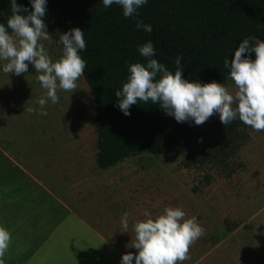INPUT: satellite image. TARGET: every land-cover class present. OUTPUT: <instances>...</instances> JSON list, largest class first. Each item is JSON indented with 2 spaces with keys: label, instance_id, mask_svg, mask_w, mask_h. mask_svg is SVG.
I'll list each match as a JSON object with an SVG mask.
<instances>
[{
  "label": "rangeland",
  "instance_id": "1",
  "mask_svg": "<svg viewBox=\"0 0 264 264\" xmlns=\"http://www.w3.org/2000/svg\"><path fill=\"white\" fill-rule=\"evenodd\" d=\"M41 43L53 60L61 56L51 36ZM36 75L31 65L19 76L0 71V224H12L13 212L25 207L20 213L29 219L25 227L7 229L4 264L22 262L24 238L40 219L30 209L48 211L42 201L51 191L81 212H128L132 224L145 212L156 216L165 207H180L185 219L196 217L204 229L181 264H264V131L249 127L250 140L237 161L241 169L231 178L213 167L183 168L175 153H143L102 170L96 165L95 104L83 76L75 89L58 90V103H46L42 116L36 101L44 90ZM226 86L235 92L231 80ZM218 120V114L210 116L198 131ZM78 189L91 196L88 203L73 197ZM11 199L16 206L7 205Z\"/></svg>",
  "mask_w": 264,
  "mask_h": 264
},
{
  "label": "trees",
  "instance_id": "2",
  "mask_svg": "<svg viewBox=\"0 0 264 264\" xmlns=\"http://www.w3.org/2000/svg\"><path fill=\"white\" fill-rule=\"evenodd\" d=\"M17 3L31 11L28 0ZM138 12L126 19L119 6L104 9L101 0H47L44 22L56 47L62 48L59 36L69 29L84 32L80 55L95 104L97 167L108 170L143 153H175L183 157V168L213 167L231 178L241 169L237 161L250 140L249 126L237 119L224 127L218 120L201 133L192 121L177 123L150 101H138L125 116L114 93L126 81L128 65L144 62L137 47L147 41L154 46L153 58L170 70L175 57H182V78L227 85L225 58L231 59L245 37L264 40V0H148ZM10 15L9 0H0V23ZM137 19L152 31L137 30Z\"/></svg>",
  "mask_w": 264,
  "mask_h": 264
},
{
  "label": "clouds",
  "instance_id": "3",
  "mask_svg": "<svg viewBox=\"0 0 264 264\" xmlns=\"http://www.w3.org/2000/svg\"><path fill=\"white\" fill-rule=\"evenodd\" d=\"M28 3L31 11L17 0H9L11 15L6 23H0V61H4L0 71L19 76L31 65L44 90L36 102L41 109L39 114L45 116L46 103H58V90L75 89L76 81L83 76L86 61L80 53L85 51L86 43L81 29H69L60 34L58 44L62 45V54L53 60L41 43L50 40L44 22L47 0H28ZM101 3L104 9L117 5L124 18L135 19L148 0H101ZM135 27L152 31L151 24L139 19ZM137 51L144 62L128 65L126 81L114 93L118 98L116 106L123 115H129L130 107L138 101H150L177 123L192 121L200 125L218 114L224 127L238 119L255 131H264V40L245 37L231 59L225 58L224 67L229 69L234 93L231 86L215 80L202 84L182 78V57H175V70H170L153 58L155 49L151 41L138 46ZM185 215L180 207L172 206L156 216L145 212V218L132 225L135 239L131 247L136 252L122 254L119 264H181L188 259L190 246L203 235L204 229L196 217L185 219ZM128 216V212L121 216L123 233L128 232ZM10 239V232L0 226V264H4Z\"/></svg>",
  "mask_w": 264,
  "mask_h": 264
},
{
  "label": "crops",
  "instance_id": "4",
  "mask_svg": "<svg viewBox=\"0 0 264 264\" xmlns=\"http://www.w3.org/2000/svg\"><path fill=\"white\" fill-rule=\"evenodd\" d=\"M76 194L73 197L78 203L84 205L90 201L91 196L81 195L79 189ZM13 200L7 205L16 206ZM42 204L48 205L49 210H42L41 207L38 211H32L29 208L30 216L40 219L32 224L33 230L24 238L20 264H119L122 254L136 252L131 247L135 239L132 218L128 217L127 233H123L120 224L124 212H81L52 191ZM27 208H18L20 211L13 212V223H1L0 226L6 224L9 230L25 227L29 219L20 212ZM58 209L67 211L59 213ZM111 222L116 223L113 231Z\"/></svg>",
  "mask_w": 264,
  "mask_h": 264
}]
</instances>
